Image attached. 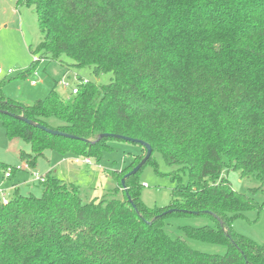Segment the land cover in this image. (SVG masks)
Masks as SVG:
<instances>
[{
  "label": "trees",
  "instance_id": "trees-1",
  "mask_svg": "<svg viewBox=\"0 0 264 264\" xmlns=\"http://www.w3.org/2000/svg\"><path fill=\"white\" fill-rule=\"evenodd\" d=\"M17 3L37 17L41 40L28 48L31 55L59 64L65 57L95 78L111 76L106 85L87 80L63 100L56 82L32 105L1 92L7 139L30 147L19 159L32 169L54 151L100 164L113 151L110 143L122 140L99 135H120L148 144L187 181L174 173L171 205L150 208L141 200L138 174L151 157L124 188L121 179L142 158L110 171L112 197L89 202L78 186L48 172L40 197L15 190L6 205L0 201V264H264V246L232 228L256 202L223 176L225 169L240 171L264 186V0ZM14 116L75 138L50 135ZM201 215L213 225L173 224ZM191 241L225 252L205 253Z\"/></svg>",
  "mask_w": 264,
  "mask_h": 264
},
{
  "label": "rangeland",
  "instance_id": "rangeland-1",
  "mask_svg": "<svg viewBox=\"0 0 264 264\" xmlns=\"http://www.w3.org/2000/svg\"><path fill=\"white\" fill-rule=\"evenodd\" d=\"M17 1L0 0V69L3 70L0 74V93L24 105H32L36 100L46 97L56 82V93L62 100L66 99L71 92L70 88L59 84L64 77H68L66 80L70 86L76 83L77 77L101 85L110 82L109 74L95 78L92 71L87 68L77 69L70 66V60L65 57L60 59L63 64L49 61L38 63L36 76L31 73L24 80L20 79L19 75L32 63L33 55L28 48L35 47L40 42L41 35L33 8L18 4ZM35 56L38 57L39 54ZM8 69L13 72L9 76L6 75ZM32 80H36L37 84L32 86ZM57 124L59 123L55 121L50 123L53 127ZM110 144L113 151L104 153L100 164L90 160V165H83L82 158L46 151L44 156L36 161L34 168L15 172L10 180H5L0 173V190L9 199L15 193L11 189V184L16 183L19 185L18 192L21 195L32 194L40 197L42 190L40 183L35 181L34 174L45 176L50 172L58 179L78 186L84 202L109 199L115 186L110 171L121 170L133 159L143 158L145 155L144 149L132 143L113 141ZM20 151L30 153L29 145L20 139L8 140L0 123V164L9 167L23 165L19 159ZM174 173L181 176V183H186L187 175L183 174L178 166L166 164L159 153L152 154L150 161L138 174V180L142 184L141 200L147 207L163 208L171 205V192L176 184V181L172 180ZM223 176L229 180L234 191L256 202V205L244 211L242 216L232 222L233 230L264 246V186L252 177H243L240 171L225 169ZM118 198L122 197L119 195ZM173 224L200 227L212 226L213 221L202 215L187 216L174 220ZM189 245L205 253L222 255L225 252V248L221 246L193 241L189 242Z\"/></svg>",
  "mask_w": 264,
  "mask_h": 264
},
{
  "label": "built area",
  "instance_id": "built-area-1",
  "mask_svg": "<svg viewBox=\"0 0 264 264\" xmlns=\"http://www.w3.org/2000/svg\"><path fill=\"white\" fill-rule=\"evenodd\" d=\"M33 59H32V61L34 62V63H42L43 61H46V60H43V59H40L39 57H37V56H33L32 57ZM3 73V70L2 69H0V74H2ZM13 72L10 70V69H8V70H6V75H11ZM36 72H34L33 74L36 76V74H35ZM33 75V76H34ZM66 78H68V77H64L62 80H60V82H59V84L61 85V86H64L65 88H70V92L72 93V94H76L77 93V91H78V89H79V86L80 85H85L86 83H87V80L86 79H80V80H77L76 79V83H74L73 85H71L70 86V84H69V82L66 80ZM37 84V81L36 80H32L31 81V85L32 86H34V85H36ZM84 165H90L91 164V162H90V160L89 159H83V162H82ZM30 168H29V166L26 164V163H24L23 165H21V166H19V165H17V166H15V167H6L5 169H1L0 168V173L3 175V178L4 179H9V178H11L14 174H15V172H20V171H28ZM34 179H35V181H38L39 183L41 182H44V177L43 176H38L37 174H34ZM145 186V185H144ZM0 201H1V203L3 204V205H6L7 204V202H8V198H6L5 197V193L4 192H2L1 190H0Z\"/></svg>",
  "mask_w": 264,
  "mask_h": 264
},
{
  "label": "water",
  "instance_id": "water-1",
  "mask_svg": "<svg viewBox=\"0 0 264 264\" xmlns=\"http://www.w3.org/2000/svg\"><path fill=\"white\" fill-rule=\"evenodd\" d=\"M15 119L19 120V121H22L26 124H29L35 128H39V129H42L44 130L46 133L50 134V135H53V136H62V137H65V138H69V139H73L75 138L74 136H71V135H68V134H64V133H61L57 130H52V129H47V128H44L43 126H40L39 124L33 122V121H30V120H27L26 118H24L23 116H14ZM105 137H111L113 139H117V140H122L124 142H128V143H132V144H136L140 147H142L144 150H145V155L144 157L142 158V160L128 173L126 174L122 179H121V185L122 187L124 188V181L126 178L130 177V176H133L135 175L140 169L141 167L149 160V158L151 157V154H152V149L151 147L146 144L145 142H142L140 140H137V139H131V138H128V137H125V136H120V135H108V134H101L99 135V138L98 139H101V138H105ZM172 210H168L167 212L163 213L162 215H165L166 213H171Z\"/></svg>",
  "mask_w": 264,
  "mask_h": 264
},
{
  "label": "crops",
  "instance_id": "crops-1",
  "mask_svg": "<svg viewBox=\"0 0 264 264\" xmlns=\"http://www.w3.org/2000/svg\"><path fill=\"white\" fill-rule=\"evenodd\" d=\"M82 164H83V163H82ZM83 165H84V164H83ZM14 175H15V174H14ZM14 175H13V176H14ZM13 176H12L11 178H13ZM11 178H9V179H5V180H10ZM11 185H12V188H11L12 190H14V191H15V190H18V188H19V185H18V184H16V183H12ZM19 193H20V192H19Z\"/></svg>",
  "mask_w": 264,
  "mask_h": 264
}]
</instances>
